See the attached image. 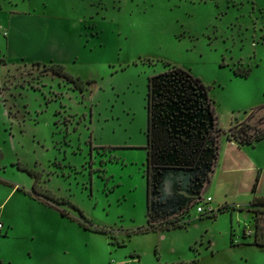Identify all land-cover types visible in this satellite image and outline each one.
I'll use <instances>...</instances> for the list:
<instances>
[{
  "label": "rangeland",
  "instance_id": "374dc122",
  "mask_svg": "<svg viewBox=\"0 0 264 264\" xmlns=\"http://www.w3.org/2000/svg\"><path fill=\"white\" fill-rule=\"evenodd\" d=\"M5 10L23 15L10 35L26 28L25 49L43 55L9 65L0 91V204L19 190L0 207L5 264H264V247L242 244L264 138L246 147L254 171L228 168L230 128L264 107V0H0L3 40ZM171 65L207 86L227 151L201 192L214 213L191 204L184 225L143 231L148 79Z\"/></svg>",
  "mask_w": 264,
  "mask_h": 264
},
{
  "label": "trees",
  "instance_id": "16d2710c",
  "mask_svg": "<svg viewBox=\"0 0 264 264\" xmlns=\"http://www.w3.org/2000/svg\"><path fill=\"white\" fill-rule=\"evenodd\" d=\"M57 65L63 69L65 67L64 65ZM250 71V67L245 70H240L239 67L234 68L237 75L248 76ZM67 76L73 79V76L68 73ZM212 104L213 100L208 95L207 86L186 68L171 65L165 71L149 77L147 91V167L145 170L148 180V226L143 231L152 228L154 230L156 221L165 222L164 229L184 225L180 222V217L188 213V210L176 214L175 210L167 212L155 207L152 199L157 182L155 175H157L158 170L164 168L190 170L200 167L204 171L206 152L215 150L218 154L220 150L218 138L221 128L218 127L216 112ZM242 130L241 134L238 135V132L236 133L231 127L228 138H232L229 140L236 141L238 144H253L264 138V134L261 136H256V134L244 135ZM217 158L218 155L216 158L208 160L201 188L204 187V180L210 178L212 171L217 166ZM23 170L28 171L31 175L35 174L33 170L27 167H24ZM0 182L4 181L0 178ZM256 187L257 183L253 188L254 191ZM35 198L44 202L41 196ZM47 198L53 199L50 196ZM196 203L197 200L193 201L192 205ZM75 207L84 214L77 204ZM55 208L59 209L58 207ZM249 209L254 212V231L247 234L246 228H244L243 238L251 237L253 239L244 241L242 244L264 247V196H255L250 202ZM61 212L63 215H67L65 210H61ZM72 219L74 218L72 217Z\"/></svg>",
  "mask_w": 264,
  "mask_h": 264
},
{
  "label": "crops",
  "instance_id": "0c3cea01",
  "mask_svg": "<svg viewBox=\"0 0 264 264\" xmlns=\"http://www.w3.org/2000/svg\"><path fill=\"white\" fill-rule=\"evenodd\" d=\"M1 18L4 19L5 17V21L7 22V28L4 29V40L3 38L0 37V88L2 87V85L4 84L5 82V77H6V74L7 72L9 71V65H14L15 63H19L21 61H42L40 60V57L43 56V55H38V52H40L42 49L41 45L38 44V48L37 50L35 51H30L28 52L26 49H25V45L32 42V40L28 37V35L25 33V29L26 28H20L19 30H17V34L20 35L18 38H14L12 37L11 34V31L16 27V20L17 19H21L19 17H22L23 15L22 14H18V16L15 17V13H13V11H7L5 10V13L1 14ZM17 15V14H16ZM17 19H15V18ZM7 19V20H6ZM18 29V28H16ZM18 45V50H14L13 49V46H16ZM17 48V47H16ZM52 62H54L53 60H50ZM5 68V69H4ZM0 102L1 99H0ZM4 105V104H3ZM5 107V105H4ZM6 109V113L8 115V117L10 118V112L8 111V109L5 107ZM146 135V134H145ZM229 145H231V159L229 158V162H230V165H229V170H234V169H237V168H240L242 166H245L243 168H246L248 170H251V171H254L257 167L254 163H248L247 162V158L250 156V154L247 152L249 150V148H246L248 147L250 144H238L236 141H233V140H230V142H228ZM0 146H2L0 144ZM245 147V151L247 154H243L242 155H233L232 153H240L242 150H241V147ZM1 150V149H0ZM221 151H223V154H225V152L227 150H224L222 148H220ZM229 153V150L228 152ZM243 158V160H242ZM218 159V163H217V166L214 168V170L221 165L220 163V160L219 158ZM242 160V162H241ZM214 170L212 172H214ZM16 169L13 167V170L11 171L12 173H16L15 172ZM2 185H7V184H2ZM19 190H16V188H12L9 195L4 199V201L0 204V207L3 206V209H5L6 207V200L9 198L10 195H15ZM36 199V198H35ZM5 204V206H4ZM29 204L28 206L26 205L27 207V211L31 212L33 211L32 209L29 208ZM19 216V214H17ZM14 217H16V215L14 214ZM15 220H17V217L14 218ZM13 219V220H14ZM10 223V226L8 225V232L6 233V236L9 237L11 235V232L12 230L14 229V223H12V221H8ZM2 240V242H4V240L6 239L5 237L4 238H0Z\"/></svg>",
  "mask_w": 264,
  "mask_h": 264
},
{
  "label": "flooded vegetation",
  "instance_id": "af4514ba",
  "mask_svg": "<svg viewBox=\"0 0 264 264\" xmlns=\"http://www.w3.org/2000/svg\"><path fill=\"white\" fill-rule=\"evenodd\" d=\"M243 127L244 128L242 132L245 134L254 135L261 131H264V112L255 116L253 119L249 120L248 122H246ZM218 144L220 143L218 142ZM213 154L216 155V157L218 155L217 152H215V150H210L206 152V154L204 155V171L200 167L190 169L192 170V173H193V177L191 180H189L186 177V174H184L185 177L182 179V181L191 190L197 189L198 192L201 194V192L203 191L202 188H204L205 185L208 183L210 178L207 180H204V185H203L204 187L201 188V185L203 184L202 178H203V175L205 176L208 160H211L210 157L213 156ZM165 169L166 168L158 170L157 175H155L157 182L155 183V190L153 191L152 199L157 209L168 212V211L175 210V205L178 202H180L183 199V197L176 192L175 193L171 192L169 190V186L167 185V183L165 182L162 183V181L164 180L162 176L166 174ZM155 176L152 175V177H155Z\"/></svg>",
  "mask_w": 264,
  "mask_h": 264
},
{
  "label": "water",
  "instance_id": "95a60500",
  "mask_svg": "<svg viewBox=\"0 0 264 264\" xmlns=\"http://www.w3.org/2000/svg\"><path fill=\"white\" fill-rule=\"evenodd\" d=\"M264 112V107L260 108L256 114H261ZM216 157V155L213 154L210 158L213 159ZM166 174L162 176L164 180L162 181L167 183L169 186V190L171 192H176L180 194L183 199L178 202L175 205V212L176 214H180L183 210H188L190 208V205L193 201L198 200L201 198V194L198 192L197 189L191 190L185 183L182 181V179L185 177L184 174H186V177L191 180L193 177L192 170H187L184 168H166L165 169Z\"/></svg>",
  "mask_w": 264,
  "mask_h": 264
},
{
  "label": "built area",
  "instance_id": "2783aa9c",
  "mask_svg": "<svg viewBox=\"0 0 264 264\" xmlns=\"http://www.w3.org/2000/svg\"><path fill=\"white\" fill-rule=\"evenodd\" d=\"M197 212L201 215H209L214 213L216 210L215 206L212 204V198L208 197L207 199H198L197 200ZM3 227V224L0 222V229Z\"/></svg>",
  "mask_w": 264,
  "mask_h": 264
},
{
  "label": "snow or ice",
  "instance_id": "6c2138e0",
  "mask_svg": "<svg viewBox=\"0 0 264 264\" xmlns=\"http://www.w3.org/2000/svg\"><path fill=\"white\" fill-rule=\"evenodd\" d=\"M0 264H5V258H4L2 242H0Z\"/></svg>",
  "mask_w": 264,
  "mask_h": 264
}]
</instances>
